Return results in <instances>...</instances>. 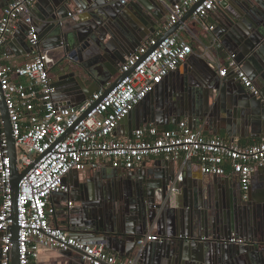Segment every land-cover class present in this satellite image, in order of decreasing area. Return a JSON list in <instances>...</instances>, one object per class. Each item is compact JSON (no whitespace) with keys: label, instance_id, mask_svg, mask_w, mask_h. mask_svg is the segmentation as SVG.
<instances>
[{"label":"water","instance_id":"95a60500","mask_svg":"<svg viewBox=\"0 0 264 264\" xmlns=\"http://www.w3.org/2000/svg\"><path fill=\"white\" fill-rule=\"evenodd\" d=\"M177 1L180 0H130L123 7L119 0H49L34 24L39 43L63 52L54 63L51 78L55 101L76 108L99 88H104L103 97L106 96L124 77L118 73L124 57L151 37L157 25L164 22L165 6ZM233 1L238 3L224 11L215 30L224 47L236 51L237 61L254 84L262 85L264 0ZM198 5L165 31L161 40L185 23ZM77 11V18L69 16ZM27 29L24 24L22 40L18 38L24 44ZM197 64L193 72L189 69L181 74V66L173 71L171 87L158 84L119 126L130 122L133 131L148 123L164 131L169 123L185 118L189 127L196 129L204 120L221 118L231 125L241 119L248 124L256 113L264 114L262 96L247 92L230 77L225 83L214 79L204 60ZM183 66L187 70L192 65L187 60ZM0 107L11 173L10 264H19L16 198L18 182L29 168L18 171L15 141L1 90ZM137 112L143 113L142 119ZM175 174L174 161L165 159L148 167L141 165L121 174L116 181L95 174L92 179L78 182L70 192L73 205L63 209L67 231L79 241L103 244L125 258L133 254L140 236L153 227L166 238L146 243L139 264H264V192L258 198L251 194L256 188L254 181L246 198L236 175L230 180L183 177L173 193L170 185ZM94 185L101 189V197L93 194ZM232 234L246 243H227ZM81 255L73 248L62 251L68 264H83Z\"/></svg>","mask_w":264,"mask_h":264},{"label":"built area","instance_id":"2783aa9c","mask_svg":"<svg viewBox=\"0 0 264 264\" xmlns=\"http://www.w3.org/2000/svg\"><path fill=\"white\" fill-rule=\"evenodd\" d=\"M36 1L11 0L0 14V51L22 22L28 27L26 39L33 54L21 66L2 62L0 57V90L15 141L18 171L29 168L18 182L16 198L19 264H39L41 246L60 251L73 248L82 252L83 264H139L146 243L166 238L157 232L145 233L137 240L133 254L120 258L105 245L79 241L69 231L51 223L50 216L55 212L48 202L51 195L70 196L71 188L63 182L65 176L72 171L97 168L101 162L133 170L149 157L180 161L182 165L196 160L202 173L236 175L242 196L247 197L253 174L264 168V138L252 145L239 146L221 137H207L184 120L164 131L148 124L133 130L131 137L116 135L120 121L193 52L191 41L185 35L197 38V34L186 24L188 20L161 40L164 32L198 3L190 18L201 23L221 0H180L169 5L163 28L119 64L118 73L124 75L120 82L104 97V88H99L76 108L54 99L48 70L53 60L39 47L31 12ZM120 2L124 4L125 0ZM202 27L212 36V45L220 48L215 26L202 24ZM236 57L231 52L223 64L217 62L219 76L233 75L249 93L260 97L259 88ZM17 78L27 81H16ZM10 176L0 107V264L11 262ZM182 179L179 173L170 185L171 192H175L176 183ZM72 205V199L65 200L64 206ZM226 242L246 243L233 234Z\"/></svg>","mask_w":264,"mask_h":264},{"label":"crops","instance_id":"0c3cea01","mask_svg":"<svg viewBox=\"0 0 264 264\" xmlns=\"http://www.w3.org/2000/svg\"><path fill=\"white\" fill-rule=\"evenodd\" d=\"M9 1L11 0H0V4L2 2H5L4 4L6 5ZM230 1V2H229ZM130 0H125V3L122 4L119 0V5L121 6H128ZM178 2V1H177ZM222 2V0L220 1ZM217 5L216 9L211 11L209 15L203 19L200 22H195L191 18L188 19L187 23L192 31H194L197 34V38H191L187 34L185 36L188 37L189 41H191V45L193 48L192 54L185 60H189L190 65L188 66L187 70L183 66L185 62L181 63L177 69L181 66L180 71L181 74L186 73L189 69L191 72L194 71L195 67L197 66L198 62L201 60H204L206 65L210 69V73L212 74V77L214 79H217L218 81L223 82L226 79L232 78L235 83H239L237 85H241V83L238 81V79L233 78L231 74L227 75L226 77H220L218 74V69L216 67L217 62L223 64L225 62V58L228 56L229 53L236 51H230L227 50L224 45L221 42V37L218 34V31L215 30L214 34L219 38V41L221 43L220 48H215L212 45V40H211V35L209 32H207L203 27V25H211L213 24L215 26V29L218 28V21L222 19V15L225 10H231L232 6H234V3H236L233 0H228L223 6L220 4ZM49 3V0H37L35 4L31 8L32 16L34 18V21H37L38 17H41L43 13L45 12V7ZM4 5V6H5ZM170 5V4H169ZM165 6L164 8V19L163 21L165 22V19L167 17V12H168V6ZM3 6V7H4ZM3 7L0 8V14L2 12ZM79 11L75 13L73 16L74 18H77ZM223 20V19H222ZM163 23H159L156 27V31H160L163 26ZM221 22V21H220ZM155 31V32H156ZM155 32L151 33L150 36H152ZM24 34V23L19 22L17 24V27L14 31V33L11 35L9 40L6 42V44L2 47L0 51V57L1 61L5 62L10 65L14 66H21L26 62H29L32 57V50L31 47L28 45L27 39L25 40V44L21 43L18 38L22 40V36ZM13 35H15L14 39H16V42L13 43L11 41ZM40 49L43 51L47 52L48 55L52 58L53 64L48 65V70L49 74L53 75L54 72V63L62 57L63 52L61 49H53L50 50L48 47L45 48L44 45L39 43ZM177 69L173 70L176 71ZM173 71H171L167 77L164 78V80L161 82L164 87H171V83L175 79V76L172 75ZM246 71V70H245ZM172 73V74H171ZM248 74V72L246 71ZM171 75V76H169ZM249 75V74H248ZM250 77V75H249ZM251 78V77H250ZM170 80V81H169ZM16 81L24 82L26 83L25 78H17ZM229 85H233L232 83H229ZM242 86V85H241ZM239 87V86H238ZM243 87V86H242ZM257 87L260 90L261 96L264 97V84L262 85H257ZM244 88V87H243ZM240 89V88H239ZM245 89V88H244ZM248 92V91H247ZM137 116L142 119L143 113L142 112H137ZM254 117H251L250 121L248 124H244L241 122V119L238 120L237 123L227 125L225 122L222 121L221 118L219 119H209V120H204L201 122L196 129L202 130L203 134L207 137H221L227 141H232L239 146H246V145H252L260 141L262 138H264V114L256 113V115H253ZM134 118V114H132V117ZM187 121L185 118H182L181 121ZM129 122V120H128ZM130 124V122H129ZM123 124L122 126L117 127L116 129V135L117 136H125L129 137L130 134L132 135V131L130 129V125ZM178 123H169L166 127V129L173 128L176 126ZM147 124H142L141 126H146ZM158 129V128H157ZM160 131V129H158ZM159 160H165L163 157H149L145 159L143 164L145 167L151 166L153 163L159 161ZM175 164V178L179 173H182L183 177L188 178L193 177V178H201L203 176H206L207 178H213V177H221V178H226V179H235L232 178L234 175H226V176H216V175H211V174H205L201 172L200 165L196 160H192L186 163V165H182L180 161H174ZM141 165L133 170H137L141 167ZM132 170H125L124 168H114L112 167L109 163L107 162H101L97 168H90L88 167L86 170L82 172H77V171H72L69 174H67L63 180L64 184L69 186L71 189L74 188L78 182H81L85 180L86 178H91L94 177V175H99V176H107L109 180L116 181L118 179V176L121 174H125L127 172H130ZM254 181V182H253ZM97 180H94L93 183H96ZM252 182L255 184L256 188L254 191L251 190V194L254 193L255 197H260L261 192H264V169L257 170L252 177L251 185ZM253 184V185H254ZM251 188V186H250ZM93 194L95 197H101V189L98 187H95V185L92 187ZM250 190V189H249ZM220 192V191H219ZM259 195V196H258ZM68 198L72 199L71 196H66L64 194H53L51 195L49 199V206L55 208V212L50 216V221L53 225L60 227L62 229L68 230V223H67V216L64 214V202ZM156 232V229L153 227H149L147 229L146 233H152ZM37 262L39 264H68L69 260L62 256V251L58 249H52L49 250L48 248L41 246L39 248L38 252V257H37ZM73 263L72 261H70Z\"/></svg>","mask_w":264,"mask_h":264},{"label":"rangeland","instance_id":"374dc122","mask_svg":"<svg viewBox=\"0 0 264 264\" xmlns=\"http://www.w3.org/2000/svg\"><path fill=\"white\" fill-rule=\"evenodd\" d=\"M50 75V78H52V74H49Z\"/></svg>","mask_w":264,"mask_h":264}]
</instances>
